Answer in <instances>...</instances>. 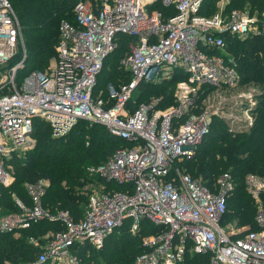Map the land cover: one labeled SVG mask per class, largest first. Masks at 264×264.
<instances>
[{
	"label": "built area",
	"instance_id": "built-area-1",
	"mask_svg": "<svg viewBox=\"0 0 264 264\" xmlns=\"http://www.w3.org/2000/svg\"><path fill=\"white\" fill-rule=\"evenodd\" d=\"M156 1L174 11L151 8ZM204 1L79 0L73 9L76 23L60 22L52 63L44 71H28L20 81L17 71L27 57L22 25L11 1L0 0V187L15 179L4 157L31 142L35 118L47 121L55 136L86 120L128 143L88 167L91 175L121 187L97 191L91 186L80 220L68 210L44 206L46 180L24 185L30 204L13 194L18 211L3 212L0 190V232L16 234L42 220L62 223L30 264H79L75 246L100 248L128 219L133 233L142 220L154 224L132 264H183L187 253L208 254V264H264V176L244 177L258 225L248 230L225 218L236 187L231 172L208 185L180 165L195 155L214 117L232 133L249 132L261 92L243 80L223 52L226 34L242 39L264 31V22L238 10L202 15ZM118 34L134 39L122 59L131 79L109 82L104 97L95 89ZM177 71L182 78L172 104L159 107L162 97L134 104L141 82L160 83Z\"/></svg>",
	"mask_w": 264,
	"mask_h": 264
},
{
	"label": "trees",
	"instance_id": "trees-1",
	"mask_svg": "<svg viewBox=\"0 0 264 264\" xmlns=\"http://www.w3.org/2000/svg\"><path fill=\"white\" fill-rule=\"evenodd\" d=\"M10 1L20 18L27 50L24 65L17 71L18 78L25 68L46 70L60 38V22L67 19L76 23L73 9L79 0ZM214 2L205 0L199 13L214 14L212 9L209 10L215 8ZM230 5L235 8L248 6L251 14L256 11L260 22H264V0H230ZM151 8L162 10L166 14L174 11L161 1H156ZM133 40L127 34L117 35L116 47L106 57L98 76L95 94L103 90L104 97H107L106 86L109 82L118 85L131 79V73L122 59ZM226 41L223 55L227 62L238 70L246 83H254L260 88L256 123L249 132L235 134L229 131L222 119L214 117L210 131L197 145L195 155L183 160L180 165L194 178H200L208 185L213 184L222 172H231L236 180V187L228 200L225 218L236 220L239 227L257 230L256 204L246 191L244 177L250 172L264 176V31L242 39L226 34ZM18 58L19 56L13 59L12 64ZM103 72L107 73L105 82L101 79ZM181 78L182 73L177 71L172 78L160 83L141 82L133 99L134 104L150 100L147 96L154 86L165 85L169 86L168 89L175 90L176 83ZM168 89L156 94L162 97L159 107H166L174 102V91L171 93ZM31 135L34 141L26 150L25 156L14 151L7 160V165L13 168L15 179L10 186L0 187L3 206L16 209L13 194L30 204L24 185L46 180L48 185L44 206L52 212L68 210L76 220L84 218L86 202L91 192L89 185L93 182H106L97 175H91L88 167L105 162L117 148L128 143L113 136L104 126L90 124L86 120H79L66 134L55 136L47 121L35 118ZM106 184L111 186L109 182ZM116 187L119 189L121 186ZM129 223L128 219L118 227L100 248L89 244L75 246L74 254L78 256L79 264H132L136 256L145 250L142 238L154 232V224L150 220H142L140 231L133 233ZM62 228L60 221L42 220L22 229L19 236L13 232H0V264H30L40 251L31 239L37 238L39 242H43V236L47 232ZM208 263V254L187 253L183 264Z\"/></svg>",
	"mask_w": 264,
	"mask_h": 264
},
{
	"label": "rangeland",
	"instance_id": "rangeland-1",
	"mask_svg": "<svg viewBox=\"0 0 264 264\" xmlns=\"http://www.w3.org/2000/svg\"><path fill=\"white\" fill-rule=\"evenodd\" d=\"M84 1H92V0H84ZM215 2H214V4H215V8H210L209 10H211L212 9V11L213 12H217V11H220V12H222V14L224 15V16H227L228 14H231L234 10H238V11H246V12H248L249 14H251V11H250V7H248V6H245V7H243V8H235L234 6H232V5H230L229 6V1L230 0H214ZM93 2V1H92ZM252 16H256V11H254L253 12V14H251ZM259 19V18H258ZM56 46H57V44L55 45V48H54V55H52V57L50 58V61H49V64L48 65H50L51 63H52V61H53V59H54V57L56 56ZM31 69L29 68H25L24 70H23V73H22V75H21V77H20V81L22 80V78H23V76L28 72V71H30ZM106 72H103L102 73V75H101V79L103 80V82H105L107 79L105 78V76H106ZM169 88V86H165V85H163L162 87L161 86H159V87H153V88H151V92H150V94H148V96L147 97H150V98H153V97H158L156 94H158V93H162V92H164V91H167V89ZM169 90V92H173L174 91V88H170V89H168ZM31 137V142H28V143H26V144H23V145H19V146H15L9 153H7L6 154V156L4 157V163H5V165L7 166V167H10L11 169H12V171H13V168L11 167V166H9V165H7V160L11 157V155H12V153L15 151V152H17L19 155H21V156H25V154L27 153L26 152V150L31 146V144L33 143V141H34V139H33V136L31 135L30 136ZM11 143H12V141H11ZM93 165H98V164H93ZM256 174V173H255ZM259 175V174H258ZM261 176H263V175H261ZM15 177V176H14ZM89 186H92V188L93 189H96L97 191H102V190H108V189H111V188H114V187H116V185H114V184H112L111 186L110 185H107L106 184V182H102V183H100V182H93L92 184H90ZM88 186V187H89ZM88 197H89V195H88ZM13 202V201H12ZM11 202V203H12ZM16 205V204H15ZM87 206H88V201L86 202V208H85V213H86V210H87ZM13 207H14V205H13ZM11 211H18V207L16 206V209H10V208H6L5 206H3V212L4 213H6V212H11ZM233 226L235 227V228H237V227H239L238 225H237V221L233 224ZM59 230V229H58ZM56 230H50L49 232H47V234H45L44 236H43V242H39L38 240H37V238L35 239V238H32L31 239V242H33V243H35L36 244V246H38L39 248H40V251H39V253H38V255L40 254V252L42 251V249L45 247V245H46V243L48 242V240H49V237L51 236V234H53L54 232H55ZM21 234V230L20 231H18L15 235L16 236H19Z\"/></svg>",
	"mask_w": 264,
	"mask_h": 264
}]
</instances>
